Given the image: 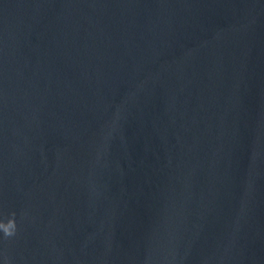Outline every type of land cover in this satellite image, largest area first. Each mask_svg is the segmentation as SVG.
Instances as JSON below:
<instances>
[{
	"label": "water",
	"instance_id": "95a60500",
	"mask_svg": "<svg viewBox=\"0 0 264 264\" xmlns=\"http://www.w3.org/2000/svg\"><path fill=\"white\" fill-rule=\"evenodd\" d=\"M0 264H264V0H0Z\"/></svg>",
	"mask_w": 264,
	"mask_h": 264
},
{
	"label": "clouds",
	"instance_id": "9594fccd",
	"mask_svg": "<svg viewBox=\"0 0 264 264\" xmlns=\"http://www.w3.org/2000/svg\"><path fill=\"white\" fill-rule=\"evenodd\" d=\"M16 213H12V218L8 219L6 222L0 221V230L3 231L5 238H10L16 235L18 226L15 219Z\"/></svg>",
	"mask_w": 264,
	"mask_h": 264
}]
</instances>
